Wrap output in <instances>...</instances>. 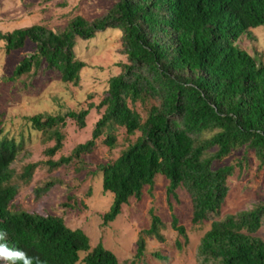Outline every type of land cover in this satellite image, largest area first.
Returning a JSON list of instances; mask_svg holds the SVG:
<instances>
[{
	"label": "trees",
	"instance_id": "obj_1",
	"mask_svg": "<svg viewBox=\"0 0 264 264\" xmlns=\"http://www.w3.org/2000/svg\"><path fill=\"white\" fill-rule=\"evenodd\" d=\"M114 1L103 16L91 21L76 16L61 31L43 25L0 30L7 55L26 43L34 46L5 79L34 76L44 64L62 83L78 86L86 65L75 56L77 42L108 30L121 32L126 62L117 65L120 73L109 79L106 96L95 106L103 111L88 141L76 146L71 156L52 161L63 147L61 128L69 120L84 129L88 110L36 114L27 121L33 131L54 142L45 151L50 170L79 162L95 150L100 137L113 149L117 127L127 136L138 134L114 161L100 167L102 190L113 197L102 217L105 225L131 198L139 200L146 187L151 193L157 176L168 182V199L176 198L181 188L186 191L191 223L201 225L219 216L234 171L233 166L214 169V162L244 149L254 153L258 169L264 170V61L236 46L250 30L264 27V0ZM137 105L142 113L134 109ZM23 143L4 136L0 128V245L24 253L30 264H119L111 251L101 243L92 247L84 232L70 229L62 218L12 208L36 171L35 164L19 173L13 168ZM56 184L50 181L38 188L36 198ZM171 227L185 237L176 218ZM163 229L150 210L149 229L136 240V261L145 253L146 238L163 242ZM263 229L264 204L212 222L200 241L197 264H264Z\"/></svg>",
	"mask_w": 264,
	"mask_h": 264
},
{
	"label": "rangeland",
	"instance_id": "obj_2",
	"mask_svg": "<svg viewBox=\"0 0 264 264\" xmlns=\"http://www.w3.org/2000/svg\"><path fill=\"white\" fill-rule=\"evenodd\" d=\"M114 3V0H0V30L8 33L43 25L57 32L76 16L88 21L103 16ZM120 37L121 32L108 30L94 39L77 42L75 56L86 65L80 73L78 86L62 83L58 74L44 70V64L34 76L6 81L22 58L34 52V46L26 43L23 49L7 55L4 43L0 42V128L4 136L16 142L24 139L13 165L16 173L28 164L36 165L30 185L21 187L12 208L62 218L70 229L84 232L92 247L101 243L111 251L119 264H197L200 241L212 222L264 204V170L258 169L253 152L241 149L213 163L214 169L233 166L234 171L227 179L228 195L219 216H211L201 225L191 223L192 203L186 191L181 188L176 198L168 199V182L160 176L156 177L151 193L146 187L139 200L131 198L121 214L105 225L102 217L109 211L113 197L102 190L100 167L114 161L135 142L138 134L127 136L124 129L117 127V142L113 149L102 144L103 136L97 139L95 150L81 156L79 162L73 160L67 166L50 170L45 151L54 142L47 141L42 132L33 131L27 121L36 114L88 110L84 129L69 120L61 128L63 147L52 161L71 156L76 146L88 141L95 123L102 116L103 109L96 110L95 106L106 96L109 79L120 73L117 65L126 62ZM236 46L264 61V27L250 30ZM134 109L143 112L139 105ZM245 156L246 161L243 160ZM50 181L57 182L56 186L37 199L35 191ZM150 210H154L163 223L164 240L160 243L146 238L145 253L136 261V240L141 231L149 229ZM173 218L185 230V237L172 229ZM259 235L264 237V229ZM0 264H9V261L0 259Z\"/></svg>",
	"mask_w": 264,
	"mask_h": 264
},
{
	"label": "clouds",
	"instance_id": "obj_3",
	"mask_svg": "<svg viewBox=\"0 0 264 264\" xmlns=\"http://www.w3.org/2000/svg\"><path fill=\"white\" fill-rule=\"evenodd\" d=\"M0 259L5 261L22 259L24 260V264H30L24 253L10 250L5 245H0Z\"/></svg>",
	"mask_w": 264,
	"mask_h": 264
}]
</instances>
